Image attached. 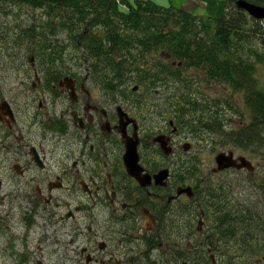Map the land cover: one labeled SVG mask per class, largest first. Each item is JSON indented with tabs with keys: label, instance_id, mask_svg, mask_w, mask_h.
Masks as SVG:
<instances>
[{
	"label": "flooded vegetation",
	"instance_id": "1",
	"mask_svg": "<svg viewBox=\"0 0 264 264\" xmlns=\"http://www.w3.org/2000/svg\"><path fill=\"white\" fill-rule=\"evenodd\" d=\"M246 1L264 7V2ZM230 2L236 5L237 0ZM246 20L253 23L247 16ZM80 48L82 72L66 67L46 73L35 69L31 91L42 96H31L22 108H14V99L4 100L8 105L0 115V138L8 145L6 178L13 176L8 186L0 173V204L17 209L13 227L15 223L23 227L25 239L36 236L40 254L45 250L41 243L53 237L72 264H217L216 231L210 232L204 212L193 207L202 208V202L209 203L220 193L199 190L200 182L192 186L182 170H174L172 163L179 157L173 120H168L167 132L166 119L163 123L157 119L158 130L152 133L155 121L150 122L141 108L134 111L131 100L123 99L117 89L119 81H134L137 90L132 88L129 98L135 101L142 84L150 85L155 78L142 80V71L132 70L108 79L106 70H94L89 51ZM36 102L38 111L24 121L22 109ZM122 133L125 140H138L141 181L125 168ZM180 147L188 152L193 146L185 142ZM214 169L213 176L247 170ZM178 201H185L183 210ZM20 252L21 259L36 251Z\"/></svg>",
	"mask_w": 264,
	"mask_h": 264
},
{
	"label": "rangeland",
	"instance_id": "2",
	"mask_svg": "<svg viewBox=\"0 0 264 264\" xmlns=\"http://www.w3.org/2000/svg\"><path fill=\"white\" fill-rule=\"evenodd\" d=\"M129 1H131V6L136 7V0ZM144 1L153 2L161 8L169 9L171 12L185 7L187 11L192 12L195 16L203 15L216 18L222 15V11L223 13H228V11L236 9V5L230 2V0ZM119 7L123 12L129 11L128 5H120ZM45 15L40 10L32 12L28 8L20 10L17 7L10 8L0 5V103L4 102V100L14 99L13 105H16L14 108H22L27 104V99L31 98V96H42L39 93L31 91L33 87L31 83L35 82L32 75L35 69L36 71H45V73L52 68L62 69L64 67L75 71L78 69L81 72L83 71L84 63L82 62V57L84 56V52L82 49L77 50L72 48L71 42H68L69 34L64 30L58 28L50 31L48 29L40 30L45 36L50 37L52 41L58 42V46L61 48V53L58 54L59 58L56 64L48 63L47 66L39 58L33 59V57H30L31 55L24 54V44L14 41V25L18 23H21L23 27L34 25V23L44 25L47 18ZM262 21L264 22V20ZM233 48L234 55L242 58L243 66L246 67L249 75L252 76V82L254 81L255 86L264 89V62L257 57V44L254 42L245 44L243 41L236 44ZM135 59H137L136 65L144 66L148 70H159L158 76H155V80L149 82L150 85L142 84L140 90L137 91L138 93L135 94V96L137 94L140 95V99L135 101L129 98L137 90V86L133 88L136 84L134 81L130 80L132 83L126 80L119 81L120 86L117 89L119 93H122L123 99L131 100L128 103L132 105L134 111H138L141 108L143 113H145V117L147 116L150 119V122L152 120L155 121L154 128L151 129L152 133L158 130L157 119L161 123H163V119H166L167 132L170 129L168 120H173L177 126V134L173 136V139L175 143H178L175 155L179 157L175 161L172 160L174 170H182L183 176L187 179L186 183L192 186L200 182L201 187L199 190H202L206 185L213 187V190H222L223 194H220L222 196L220 201L223 202V207L228 210L236 211L239 207L238 202H245L246 206L251 207L255 215L260 214L264 221V178L260 180V177L264 176V157L259 152H252L251 149H246L245 151L239 149L232 150L229 147L222 146L221 140L223 134L217 129L209 130L201 128L198 131L199 133H194L186 124H196V121H198L196 119L203 117L200 120L202 119V121L207 123L215 120L217 123L224 125V130H227L229 128H238L244 125L245 122H249L248 111L244 106L241 91L230 85L228 86L226 83L214 80L200 66L197 68L192 66L185 67L180 60H173L167 54H162L160 50L158 51L155 48H153L151 53L145 54L142 59ZM166 64L170 65V68L180 69L181 75L175 77L170 75L169 72L162 74L161 66H165ZM132 88L133 92H131ZM183 88H185L188 94V100L196 103L197 106L195 112L186 114L184 118H181V116L174 112L173 102H175V99L171 96L178 94V92L181 93L184 91ZM51 102L49 98L47 100L48 109ZM38 109L37 102L29 107L28 110L23 108L25 116L22 119L24 121L30 120L31 115L37 112ZM185 142L193 146L188 152H184L182 147H180V143L183 144ZM7 146L0 138V173L4 177L3 182L9 186L13 175L8 171L11 175L6 178L7 173L5 172L8 166L6 160L8 154ZM230 150L235 152L236 156L246 157L253 163L255 167L253 174L247 170H235L227 171L221 176L212 175L211 169L216 167L214 157L220 152ZM11 196L10 194L9 200ZM178 203L180 208L182 201H178ZM204 205L202 202V208H198L197 205L193 208L197 209L199 214L205 211V209L208 211L203 219L205 225H210V232L215 233L212 211H209L207 207L203 209ZM198 211L196 215H198ZM0 212V228H2V232L0 233V264H19L20 261L22 262L21 264H38V260L43 264H72V262L67 261L68 253L62 246L58 245V242L53 237H49L48 240H44L41 243L44 244L42 247L45 249L43 254H40L36 250V246L39 244L36 236L23 238V232L22 234L20 232L23 227H20L17 223L13 227L14 215L17 212L16 208L9 209L6 203L4 206L0 204ZM15 238H21V240L13 242ZM213 239L216 246L214 259L217 264H258V261L261 260L262 253L245 260L244 256L240 254L241 251L238 249V243L235 241L222 243L216 236ZM253 244H258V242H253ZM29 248L36 252L34 254L28 252L20 259V255H22L20 251L23 249L27 252ZM2 249H5L4 253L1 252ZM15 252H18V254H15ZM70 256L72 258L74 255L70 254ZM259 264H264V262L261 260Z\"/></svg>",
	"mask_w": 264,
	"mask_h": 264
},
{
	"label": "trees",
	"instance_id": "3",
	"mask_svg": "<svg viewBox=\"0 0 264 264\" xmlns=\"http://www.w3.org/2000/svg\"><path fill=\"white\" fill-rule=\"evenodd\" d=\"M117 1L120 5H128L129 11L123 12ZM0 5L20 10L28 8L32 12L40 10L46 14V26L41 23L24 27L18 23L13 26V39L24 44V54L31 55L33 59L39 58L45 66L56 64L61 48L58 42L52 41L40 30L56 28L69 34L68 42L73 49L84 47L89 51L94 70H106L108 79L121 78L132 70L142 71V80L145 76H158L159 70H146L136 65L135 58L142 59L153 48L173 60H180L185 67L200 66L214 80L241 91L250 121L238 128L224 130V125L215 120L207 123L200 117L201 120L197 118L196 124L187 125L188 128L194 133H199L201 128L217 129L223 134L222 146L232 150L251 149L264 157V89L255 86L252 76L243 66L242 58L233 53L236 44L254 42L258 46L257 57L264 62V22L253 20L249 24L245 14L237 9L223 13L221 17L203 18L194 16L185 8L171 12L144 0H136V7L125 0H0ZM161 69L162 74L181 75L180 69L170 68L167 64ZM183 89L171 96L175 99L174 112L181 118L195 112L197 106L188 100V94ZM263 178L260 177V180ZM205 189L209 194H223L222 190H213L208 185ZM220 194L210 197L212 199L203 207L212 211L216 237L222 243L237 242L244 259L263 255L262 216L255 215L245 202H238L236 211L228 210L223 207ZM203 212L206 215L208 211L205 209ZM253 242H258L259 246Z\"/></svg>",
	"mask_w": 264,
	"mask_h": 264
},
{
	"label": "water",
	"instance_id": "4",
	"mask_svg": "<svg viewBox=\"0 0 264 264\" xmlns=\"http://www.w3.org/2000/svg\"><path fill=\"white\" fill-rule=\"evenodd\" d=\"M237 8L241 9L249 14V16H252L256 20H261L264 18V7L255 5L251 2L245 1V0H238L236 3ZM6 105L7 102L0 103V113H6ZM0 114V115H1ZM171 123V122H170ZM172 124V123H171ZM123 136V144L125 147V153H124V165L125 168H127L128 173L132 175L133 177L137 178L139 181H141V178L139 177V173L141 171V167L138 165V153H137V144L138 140H133L132 138H128L125 140V136ZM185 150L188 149V146L184 147ZM171 152V148L169 147V154ZM214 163L216 164V167L214 169L215 172L224 171L225 169H241V168H247L249 172L254 171V166L250 161H248L244 157H238L234 159V153L229 152H220L215 156ZM184 191H189L188 188L183 189ZM264 259V256H263Z\"/></svg>",
	"mask_w": 264,
	"mask_h": 264
},
{
	"label": "clouds",
	"instance_id": "5",
	"mask_svg": "<svg viewBox=\"0 0 264 264\" xmlns=\"http://www.w3.org/2000/svg\"><path fill=\"white\" fill-rule=\"evenodd\" d=\"M245 1H246V0H245ZM236 3H237V2H236ZM260 6H261V5H260ZM262 7H263V6H262ZM236 9H237V10H240L241 12H243V13H244L249 19L251 18L252 20L257 21V20L254 19L252 16H249V14H248L247 12H245V11H243V10H241V9H238V8H237V5H236ZM222 15H223V11H222ZM222 15H221V16H222ZM221 16H220V17H221ZM202 17H203V16H202ZM209 17H211V16H209ZM203 18H204V17H203ZM214 18H216V17H214Z\"/></svg>",
	"mask_w": 264,
	"mask_h": 264
},
{
	"label": "bare ground",
	"instance_id": "6",
	"mask_svg": "<svg viewBox=\"0 0 264 264\" xmlns=\"http://www.w3.org/2000/svg\"><path fill=\"white\" fill-rule=\"evenodd\" d=\"M139 161V160H138ZM185 207V204L183 203L182 206H180V209L183 210V208Z\"/></svg>",
	"mask_w": 264,
	"mask_h": 264
}]
</instances>
